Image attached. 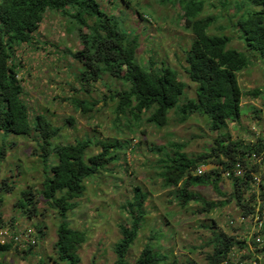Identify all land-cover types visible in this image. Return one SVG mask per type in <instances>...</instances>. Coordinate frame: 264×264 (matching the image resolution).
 Returning <instances> with one entry per match:
<instances>
[{
	"label": "rangeland",
	"instance_id": "rangeland-1",
	"mask_svg": "<svg viewBox=\"0 0 264 264\" xmlns=\"http://www.w3.org/2000/svg\"><path fill=\"white\" fill-rule=\"evenodd\" d=\"M243 1L205 0L201 14L213 19L208 28L210 34L231 36L230 46L240 50L243 44L239 25L235 26L239 14L236 16L235 13L238 12L236 6ZM99 2L104 11L118 22L120 31L137 39L136 59L140 64L149 66L152 63L155 70L168 65L178 72L185 83L184 93L179 98L180 107L194 101L197 84L189 78L185 68H188L186 53L195 35L181 19L183 11L180 4L164 0ZM56 12L47 10L44 22L48 25L41 32L43 40L35 33L30 44L38 47L24 50L20 61L24 70L21 80L24 90H27L22 97L29 106L32 132L17 135L0 131L2 223L20 228L29 226L39 239L38 245L29 253V250L25 252L16 247L7 252L0 251V260L13 264H36L40 258H46L53 262L51 258L56 257L59 227L65 221L71 230L87 234L85 243L77 252L79 264H116L115 246L125 238L121 225L130 227L133 224L135 216L130 212V204L136 203V193L144 192L146 213L136 220H140V229L136 240L130 243L129 261L135 262L144 247L152 246L160 255L169 256V263L176 259V264L187 260L208 264L207 256L214 252V246L206 243L214 233L240 235L236 228L228 226L231 218H240L243 212L233 182L221 179L217 182L218 189L214 183L191 188L198 201L194 200L183 208L175 188L165 187L159 176L158 160L166 157V152L174 154L177 150L172 146L174 143L183 144L182 151L191 158L209 156L222 136L233 141L256 143L258 139L251 127L264 129V56L259 52L246 51L247 66L238 73L243 90L238 121H228L219 130H212L205 115L194 113L185 118L180 109H173L162 127L147 122L145 117L137 122L131 112L128 116L132 120L130 122L126 112L117 113L120 98L113 93L127 89L128 84L108 73H103L98 81L82 79V73L89 67L85 61L75 57L78 49L83 47L77 26L72 21L75 19L62 17ZM142 13L146 14L141 17ZM93 22L94 19L89 20L90 24ZM53 31L58 32L57 36ZM37 53L42 60H36ZM33 56L35 64L40 66L32 67L35 74L32 85L28 87L25 80L30 77L29 63L34 60ZM40 83L42 86L39 88ZM257 90H260L258 96L250 94ZM37 114L44 115L60 131L59 137L52 139L51 143L52 164L57 160L55 147L60 142L72 143L88 137L98 141L92 143L87 156L103 151L102 141L119 140L124 143L122 149L116 148L111 152L112 158L106 169L86 180L83 195L73 200L77 206L64 218L59 207L39 193L44 170H51L52 164L45 166L43 157L39 155L42 152L41 140L34 128ZM70 117H74V123H69ZM36 149L38 152L35 153ZM4 179L11 189L3 187ZM26 191H33L35 198L38 196L37 210L30 218L23 215L22 208L18 206ZM61 195L59 191L57 197ZM251 195L249 190H245L241 201L247 203ZM262 195L264 197V188L260 189V199ZM211 203H216L217 207L204 211L203 207Z\"/></svg>",
	"mask_w": 264,
	"mask_h": 264
},
{
	"label": "trees",
	"instance_id": "trees-1",
	"mask_svg": "<svg viewBox=\"0 0 264 264\" xmlns=\"http://www.w3.org/2000/svg\"><path fill=\"white\" fill-rule=\"evenodd\" d=\"M164 1L180 4L183 11L181 19L185 20L195 35L186 53L188 68L185 70L190 79L197 84V99L182 107L179 105V98L185 85L178 78V72L168 65L155 70L152 63L149 66L140 64L136 59L139 45L137 39L118 29V22L104 11L99 0H0V131L17 135H29L32 132L29 106L22 97L27 90H24L25 86L18 77L24 70L21 69L23 67L17 57V49L21 44L33 40L34 33L39 29L49 9L56 10L62 17L75 19L72 21L77 26L83 44L75 53V57L85 61L89 67L82 73V79L98 81L103 73H108L128 84L127 89L113 93L120 98L116 107L117 113L126 112L130 122L132 120L128 117L129 112L137 122H141L145 117L147 122L162 127L167 123L169 111L173 109H180L185 118L194 113L205 115L212 130H219L222 125L226 126L228 121H238L243 92L237 73L247 66L246 51L259 52L264 56V0H244L236 6L238 12L235 14L236 16L239 14V18L235 26L239 25L242 50L230 46L231 36L209 33L208 28L213 19L201 16L205 0ZM90 19H94L95 22L90 24ZM86 28L89 31H86ZM259 91H251L250 94L258 96ZM122 108L124 111L121 112ZM73 119L74 117L68 118L69 123H74ZM34 128L41 140L39 146L42 152L39 155L43 157L45 166L52 164L51 143L52 139L59 137L60 131L42 114L35 116ZM96 142L98 141L90 137L72 143L60 142L55 147L56 162L51 165V170L48 168L44 170L43 185L39 193L59 207L63 218L69 210L77 206L73 200L83 195L86 180L106 169L112 158L111 152L124 146L119 140L102 141L103 151L87 156L92 143ZM217 144L209 156L191 158L182 151L183 144L174 143L172 146L177 148L174 154L166 152V157L158 160L159 176L163 179L165 187L175 188L176 196L183 208L188 207L194 200L198 201L191 188L214 183L213 186L218 189L219 175L214 178L217 171L201 177L192 175L193 167L199 162L205 161L208 157H215L218 163L227 166L230 161L244 158L253 150L259 149L255 144L233 141L225 136L218 139ZM1 156L0 153V158ZM222 156L227 160L222 159ZM3 184L4 188H10L6 179L3 180ZM235 185L239 205L245 213H249L253 209L242 203L241 185L237 183ZM59 191L62 195L57 197ZM23 195L18 206L22 208L23 215L30 218L37 210L38 196L35 198L33 191H26ZM145 198L144 192H138L136 203L130 204V212L135 216L134 222L130 227L121 225L125 238L115 246L116 264H176L178 263L176 259L169 263V256L160 255L151 246L144 247L135 262L128 259L130 243L136 240L140 229V220L137 222L136 220L146 213L143 207ZM215 207L217 204L211 203L204 206L203 210L208 212ZM59 229V238L55 244L56 257L51 258L53 262L40 258L36 264H79L80 257L77 252L85 243L87 234L71 230L65 221ZM206 244L214 246V252L207 256L208 264H219L226 259L229 249L240 244V241L234 236L220 232L214 233V237ZM12 248L11 243L0 245L2 252ZM31 249L25 252L29 253ZM0 264L13 263L3 259L0 260ZM180 264L198 263L187 260Z\"/></svg>",
	"mask_w": 264,
	"mask_h": 264
},
{
	"label": "clouds",
	"instance_id": "clouds-1",
	"mask_svg": "<svg viewBox=\"0 0 264 264\" xmlns=\"http://www.w3.org/2000/svg\"><path fill=\"white\" fill-rule=\"evenodd\" d=\"M144 14H146V13H144ZM144 14L142 13L141 14V17H143ZM44 18H45V16H44ZM47 25L48 24L45 23L44 22V19H43V21L40 23L39 29L35 32V33H37V36L41 40H43V38H44V36L41 35L42 28L46 27ZM44 33L46 34V32H43V34ZM53 33H55V36H57V34H58L57 31H53ZM33 39H34V35H33ZM31 41H33V40H31ZM30 42L23 43V44H21L18 47V49H17V55L18 56L17 57L19 58V60L22 61V52L24 50H30V49L31 50H34L35 48L38 47V45L37 46H34V45L32 46L30 44ZM36 59L42 60L41 55L39 57H37ZM238 73H237V77H238ZM23 74L24 73L22 72V74H21L22 77H23ZM21 75L19 74V76H18L20 79H22ZM24 78L26 79V76ZM178 78H179V74H178ZM28 79H29V77H28ZM28 79L25 80L26 81V85H27ZM184 85H185V83H184ZM240 87H241V85H240ZM184 89H185V87H184ZM196 92H197V90H196ZM242 92H243V90H242ZM183 93H184V91H183ZM232 122H234V121H232ZM254 127L256 128V130H254ZM251 130L253 131V133L255 134V136L257 137L258 140H257L256 143H252V142H248V143H252V144L257 145L259 147V149L253 150L252 153L247 154L244 158H237L235 160L230 161L229 162V165H227V166H224L221 163H218L216 161V158L215 157H211V159H206L205 161L199 162L195 167H193V170L191 172L193 176H195V177H201V176H205L208 173H211L212 171H217L216 174L214 173V178H216L217 175H219V179L220 180L221 179H225V180L229 179V180H231L233 182V185H234L235 190H236L235 183H237L238 185L240 184L241 185L242 194H243V192L245 190H249L251 192V194H252L251 197H250V200L247 203H244V201L242 200V203L245 204L246 206H248L249 209H253L249 213L255 211L256 206L258 204L257 199L258 198L260 199V189L261 188H264V184H262L261 187H259V188L254 187L251 184V181L254 179L255 176H260L262 178V180L264 181V170H263L264 169V138L262 137L261 134L258 133L259 131L262 132L264 129H260V128H257L256 126H252L251 127ZM135 141H136V139H134V142ZM256 150H259V151H256ZM254 154H256L259 157H261V159L256 160L254 158ZM222 159H224L225 161L227 160L223 156H222ZM238 164L241 165V167H242V169L244 171L242 176H236L235 175V170H236V167H237ZM199 169H203V171L201 173H199L198 172ZM246 181H248V182H246ZM258 192H259V195H258ZM260 200L262 201V207H264V197H263V195H262V197H261ZM249 213H245V211L243 210L241 216L248 215ZM239 219L240 218H237V219H235L234 217L231 218L228 221V226L231 227V228H236L240 232V235L230 234V233H227V234L228 235H231V236H234L237 241H240V244H236L235 246H233L232 248H230L229 251L227 252L226 259L223 262L219 263V264H224L227 261L228 256H229L230 253H233V252H236V253L247 252L248 254L244 255L241 258H239V261H238V264H240V263H243L244 264L245 261L248 258H250V257L253 256V254L249 253L250 250H251V248H253V247L256 248L257 254L261 257L260 264H262V252L264 251V225H263V229H262V231L260 233V235L262 237V242L261 243H258L256 241L257 235L254 233L253 229L251 227H247L245 224L242 225L240 223ZM232 221H233V223H231ZM0 226H6L5 224L2 223V219H0ZM11 227H13V225ZM26 227H29V226H26ZM8 243H11L12 244V247H16V248L19 249V247L13 245V242H8ZM0 245H6V244H0ZM36 246H34V247H36ZM31 248H33V247H31ZM27 250H23V251H27Z\"/></svg>",
	"mask_w": 264,
	"mask_h": 264
},
{
	"label": "built area",
	"instance_id": "built-area-1",
	"mask_svg": "<svg viewBox=\"0 0 264 264\" xmlns=\"http://www.w3.org/2000/svg\"><path fill=\"white\" fill-rule=\"evenodd\" d=\"M254 130H256L255 127ZM258 133L261 134L264 138V130L262 132L259 131ZM254 158L256 160L261 159V157L256 154H254ZM202 171L203 169L198 170L199 173H201ZM243 172L244 171L241 165L238 164L235 170V175L242 176ZM251 184L254 187L259 188L262 184H264V181L260 176H255L254 179L251 181ZM257 201L258 204L256 206L255 211L249 213L248 215L241 216L239 221L242 225L245 224L247 227H251L254 233L257 235L256 241L258 243H261L262 237L260 233L264 225V207H262V201L259 198L257 199ZM231 223H233V221ZM8 242H13V245L19 247L20 250H27L38 244V238L30 227L20 228L18 225L13 227L7 225L0 226V244H7ZM249 253L253 254V256L248 258L244 264H260L261 257L257 254L256 248H251ZM246 254L248 253H230L227 261L224 264H238L239 258L243 257Z\"/></svg>",
	"mask_w": 264,
	"mask_h": 264
},
{
	"label": "crops",
	"instance_id": "crops-1",
	"mask_svg": "<svg viewBox=\"0 0 264 264\" xmlns=\"http://www.w3.org/2000/svg\"><path fill=\"white\" fill-rule=\"evenodd\" d=\"M37 57H39L38 54H36V58H37ZM32 59H34V60L30 63L31 65H30L29 72H28L30 77H29V79H28V81H27V85H28V87H30V86L32 85L33 75L35 74V69L32 70V67H33V66H35V67H37V66L39 67V66H40V64H38V63L35 64V62H36L37 59L35 60L34 56H33ZM33 81H34V80H33ZM41 86H42V83L39 84V88H40Z\"/></svg>",
	"mask_w": 264,
	"mask_h": 264
}]
</instances>
